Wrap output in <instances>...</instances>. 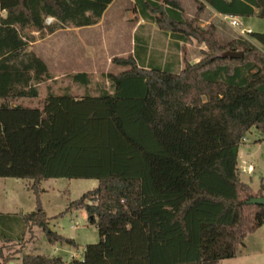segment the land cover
I'll list each match as a JSON object with an SVG mask.
<instances>
[{"label":"trees","instance_id":"16d2710c","mask_svg":"<svg viewBox=\"0 0 264 264\" xmlns=\"http://www.w3.org/2000/svg\"><path fill=\"white\" fill-rule=\"evenodd\" d=\"M113 1L0 0V177L31 179L35 189L48 178L98 180L71 206L84 207L100 241L68 264L234 258L247 234L264 225V206L247 203L252 188L238 167L247 132L255 127L264 136V33H250L258 44L239 37L223 45L214 24H197L207 6L239 17L258 9L264 19V0H196L194 18L181 0H136L138 15L169 33L174 45L205 44L203 57L175 72L169 63L146 60V48L136 46L133 55L113 58L127 69L105 74L111 90L49 92L42 106L15 103L38 97L36 85L50 76L44 60L26 51L34 36L24 31L95 25ZM48 17L55 22L47 24ZM230 48L243 55L215 57L216 49ZM73 79L90 83L86 72ZM22 219L46 231L52 244H76L48 230L40 204ZM61 262L26 255L22 264Z\"/></svg>","mask_w":264,"mask_h":264},{"label":"rangeland","instance_id":"374dc122","mask_svg":"<svg viewBox=\"0 0 264 264\" xmlns=\"http://www.w3.org/2000/svg\"><path fill=\"white\" fill-rule=\"evenodd\" d=\"M181 1L185 13L194 18L196 0ZM138 10L136 0H114L96 25L66 26L50 34L26 29V37L34 36L26 51L34 52L44 60L50 76L36 85L38 97L22 98L15 103L42 106L49 92L70 91L75 96H82L86 92L96 95L102 89L111 90V82L105 74L127 69L114 64L113 58L133 55L136 46L145 47L146 60L156 64L178 62L180 65L173 68L175 72L183 69L186 62H196L203 57L205 44L191 39L176 48L169 33L143 19ZM238 19L245 29L264 33V19L258 16V11L253 16ZM209 24L216 26L223 45L243 37L207 6L197 25L207 28ZM243 38L258 44L251 34ZM78 72L88 73V86L74 81L73 75ZM238 167L241 179L251 186L253 196L260 189L264 191V136L255 127L240 143ZM97 186V179L62 177L43 179L35 189L31 179L0 177V264L11 261L22 264L26 255L62 257L63 262L56 264H68L72 258H81L88 244L100 241V235L97 227L88 222L84 207L71 204ZM242 197L246 194L242 193ZM38 204L49 216L48 230L73 238L75 245L52 244L41 227L24 226L22 216L36 211ZM6 258H9L8 263ZM218 264H264V225L247 234L236 257L223 259Z\"/></svg>","mask_w":264,"mask_h":264},{"label":"water","instance_id":"95a60500","mask_svg":"<svg viewBox=\"0 0 264 264\" xmlns=\"http://www.w3.org/2000/svg\"><path fill=\"white\" fill-rule=\"evenodd\" d=\"M243 55L242 50H237L234 48L226 49V50H219L216 49L215 57H221V58H240ZM247 203L249 204H255V205H262L264 206V195H256L251 196ZM9 264H15L13 261H11Z\"/></svg>","mask_w":264,"mask_h":264},{"label":"built area","instance_id":"2783aa9c","mask_svg":"<svg viewBox=\"0 0 264 264\" xmlns=\"http://www.w3.org/2000/svg\"><path fill=\"white\" fill-rule=\"evenodd\" d=\"M223 18L232 28H234L239 33V35L246 37L248 34L251 33L250 29H245L244 27H242V22L238 19V16L224 15ZM46 21L47 24H50L54 21V18L48 17ZM248 169L252 170V166H249Z\"/></svg>","mask_w":264,"mask_h":264},{"label":"crops","instance_id":"0c3cea01","mask_svg":"<svg viewBox=\"0 0 264 264\" xmlns=\"http://www.w3.org/2000/svg\"><path fill=\"white\" fill-rule=\"evenodd\" d=\"M112 3H113V2H112ZM112 3H111V4H112ZM111 4H110V5H111ZM110 5H109V6H110ZM209 7H210V6H209ZM210 8H211V7H210ZM211 9H212V11L214 12L215 15H218V16H221V17L224 16L223 14H220V13H218L217 11H215L213 8H211ZM256 11H258V9H256L255 12H256ZM238 17H239V16H238ZM98 23H99V22H98ZM98 23H97V24H98ZM95 25H96V24H95ZM180 45H183V42H180L179 45H175V47H176V48H179ZM202 49H204V48H202ZM181 61H182V59H181ZM169 64H171V66H172L173 68H174V66H178V65H180L178 62H169ZM263 192H264V191H263Z\"/></svg>","mask_w":264,"mask_h":264}]
</instances>
